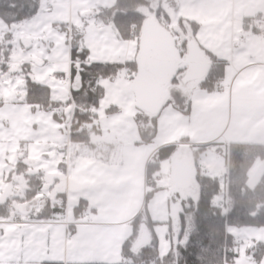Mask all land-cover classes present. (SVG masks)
<instances>
[{"label": "crops", "instance_id": "crops-1", "mask_svg": "<svg viewBox=\"0 0 264 264\" xmlns=\"http://www.w3.org/2000/svg\"><path fill=\"white\" fill-rule=\"evenodd\" d=\"M176 1L182 14L190 11L197 16L190 18L201 23L199 30L205 23H211L212 31H203L201 40L198 30L196 42L213 53L218 64H225L224 80L229 85L224 94L202 89L199 83L192 90L184 86L191 112L180 113L190 124V130L199 136L194 143L190 136L185 141L181 138L160 141L159 129L153 142L142 141L137 121L142 110L131 82L132 67L127 65L136 56L137 42L122 37L114 21H104L95 14L101 7L113 6L116 0H53L52 5L48 4L49 0H42L41 10L28 20L10 26L0 18V55L4 41L12 48L6 63L7 77L0 78V200L10 202L9 207L14 210L10 218L19 219L18 223L10 221L12 224L7 225L3 222L9 221L0 218V226L5 225L0 227V249L3 247L5 254L14 253L17 244L29 234L34 242L28 254L36 259L45 249L35 250V240L45 235L50 240L49 249L35 264L117 263L124 241L133 232L130 223L145 204L149 186L147 165L162 147L174 145L176 153L180 147L197 146V151L200 146L216 143L222 135L227 145L264 144V35L256 23L260 16L264 19V0H226L230 15L225 17L221 15L223 0ZM61 25L67 26L68 31L62 30ZM6 35L10 36L7 40ZM74 37L78 38L80 47L89 51V62L124 66L116 78L99 81L104 96L96 109L100 130L92 133L93 145L72 142L70 134L66 136L61 130L58 135L57 122L51 113H35L33 104L26 102L29 79L26 82L25 78L29 72L36 81L50 88L53 100H72L71 79L60 82L58 77L70 78ZM231 93H239L241 106L233 107L232 111L205 109ZM13 99L15 102H7ZM6 109L10 113L14 109L24 113L23 121L30 124L26 127L29 135L14 132ZM235 114L233 124L230 118ZM67 152L71 154L68 181L64 163L56 158L57 154L64 157ZM21 159L31 164L32 174L40 172L43 177L41 192L32 200H24L27 178L12 173ZM201 161L199 157V166ZM188 164L192 173L191 163ZM193 165L197 173L198 168ZM58 183H66L65 188H58ZM47 201L51 204L43 207ZM82 203L84 208L78 213ZM42 209L43 215L51 213V217L39 218ZM22 216L28 220H22ZM151 216L157 221L153 213ZM63 218H67L69 226L62 222ZM63 241L65 251L56 255L53 247ZM110 253L113 262L80 261L91 255L108 258Z\"/></svg>", "mask_w": 264, "mask_h": 264}, {"label": "trees", "instance_id": "trees-1", "mask_svg": "<svg viewBox=\"0 0 264 264\" xmlns=\"http://www.w3.org/2000/svg\"><path fill=\"white\" fill-rule=\"evenodd\" d=\"M154 3L157 5L154 6ZM161 3L162 0H116L113 6L101 7L95 14L104 21H114L122 37L136 40L137 52L142 27L149 21H157L174 34L177 48L183 59H186L188 44L191 41H196L195 37L200 28V23L182 17L175 28H172L170 15ZM41 7L42 0H0V18L8 25L13 26L34 17L41 10ZM61 29L68 31V27L65 25H61ZM132 31L133 35L131 34ZM7 37L10 36L6 35V40ZM198 46L211 63L206 76L197 81H200L199 84L202 89L215 92L221 87V83L225 79L226 66L223 63L218 64L219 60L213 53L199 44ZM11 51L10 43L4 41L1 47L2 60H9ZM71 58L74 61L70 71L72 100H53L50 88L36 81L31 75L26 85L28 88L26 102L33 105L43 104L47 109L57 107L63 111L72 106L73 110L70 113V115L72 114L71 141L93 145L92 133H97L100 130L96 109L100 99L104 96V89L100 86L99 81L104 78H116L124 66L115 63L89 62V51L78 45L77 37H74ZM128 64L133 70L131 82L134 83L137 73L136 56ZM0 68L7 69L4 65H0ZM185 72L186 69H182L168 87L167 99L160 112L151 114L141 109L142 113L138 115L137 121L144 143L153 142L157 136L158 118L165 107L171 106L175 110L184 111L187 114L191 112V101L184 90V86L188 84L184 81ZM217 144H206L197 149V158L194 163L198 168L197 180L200 183L199 201L195 206L185 207L184 211L180 213V229L177 233V239L171 237V247L166 255H160L158 237L151 230L152 224L158 222L152 218L148 203L159 190L156 186L162 161L172 156L173 150L176 148L174 145L162 147L147 165L148 184H154L155 187L146 192L144 207L130 223L133 232L123 243V261L83 264L233 263L238 241L231 235L230 228L264 227V171L256 185L250 186L249 184L252 168L256 162L264 160V144L235 142L224 148H217L218 152L224 153L227 158L226 186L223 185L219 177L205 175L198 162L199 157L210 145ZM30 169L31 164L21 159L12 171V173L15 171L24 175L28 180L24 200L36 198L43 185L42 174L40 172L32 174ZM216 196L223 197L218 205L215 204ZM83 203L77 208L78 213L84 208ZM9 204L10 202L4 203L0 200V218L7 219L12 216L14 210L9 207ZM50 204L51 202L47 201L43 207ZM43 212V209L39 212V218L48 219L52 215L50 213L45 216ZM143 228L149 231L150 242L141 249L134 250V245ZM247 253L249 256H256L254 260L258 264H264V241L253 248H248ZM51 264H63V262H52Z\"/></svg>", "mask_w": 264, "mask_h": 264}, {"label": "rangeland", "instance_id": "rangeland-1", "mask_svg": "<svg viewBox=\"0 0 264 264\" xmlns=\"http://www.w3.org/2000/svg\"><path fill=\"white\" fill-rule=\"evenodd\" d=\"M173 3H175V5ZM161 4H162V7L166 11H168L170 15V19H171L170 26L172 28H175V26L178 24V22L180 21L182 17L190 21L193 20L190 17H197L191 14L190 11H187L185 14H182L183 13L182 10H179V7H178L179 1L162 0ZM156 5L157 3L156 4L154 3V6ZM74 14H75L74 16L76 17V13ZM221 15L223 17L230 15L228 2L226 0H223V3L221 5ZM205 30L212 31L211 23L209 22L205 23V27L203 25V27L199 30L198 36L200 37H198V40H201L202 32ZM65 40H67V38ZM30 76H31V72L26 73V78H25L26 82ZM22 79H23V74L21 76V80ZM189 83L190 84H187L188 86L187 85L186 86L187 88L192 90L198 86V83H200V81L194 80ZM227 88H229V85L227 84L226 80H224L221 83V87L218 90H216V93L224 94L227 91ZM243 94L246 95V91H243ZM217 97L218 96H216L215 99H217ZM238 101H239V93H234V94L231 93L229 97H224L221 102L216 104L215 105L216 108H214L215 106H211L205 109L217 112L219 109L224 108L226 110L231 109L232 111L233 107L237 105H240V106L242 105ZM7 102H15V100L14 99L12 101L8 100ZM20 103L24 104V101L20 100ZM33 107L35 108L37 107L35 113H38L40 108H43L45 112H48V113L43 112L46 115L51 113L50 116L57 122L56 133L59 135V130H61L63 134L68 136V133L65 128L66 126L65 121H61L56 114L50 112V109H47L43 104L33 105ZM169 108H171V106L165 107L162 111V115H160L158 118V129L160 133L159 140L160 141H164L166 139L178 140L179 138H181L182 140H189L188 136H190L192 139L191 141H193L194 143L197 139H199L197 132L190 130V126H189L190 124L187 122V119L181 114L183 113L187 115V113L184 111H179V110L178 112L172 109L168 111ZM6 110H7L6 115L8 119L10 120V122H12L11 124L12 127L16 129L14 132H18V133L23 132L25 137L26 135H29L30 133L29 128H26V127L27 125L29 126L30 124L27 123L26 121H23L24 113H20L18 111L19 109L18 110L14 109L11 113L8 111L10 109H6ZM199 110L201 112L203 111L202 108H200ZM60 111L63 112L62 109H60ZM40 113L41 112H39V114ZM46 115L44 116V119L47 121ZM230 121L233 122V124L236 122V114L233 117L231 116ZM5 135L8 138H11L8 134H5ZM223 136L224 135L219 137V140L216 142L218 143L217 145L209 146L206 149V151L200 156V158H202V161H201L202 165L200 164V168L202 169V172L205 175H210V176L215 175L216 177H219L223 185L226 186L225 177H226V172L228 169L227 158L224 153L218 152L217 150L218 147L224 148L225 146H227L226 138H222ZM155 138H157V136ZM196 148L197 146L180 147L178 148L176 153L174 152L172 154V156L169 159L163 161V165H162L161 172H160V179L157 180V186H156L157 188H159V193L153 196V198L148 203V209L151 211V213H153L155 219H157V221L155 222H158L156 224H152L151 230L158 237L159 250H160L161 256H164L168 253L171 247V237L173 239H177V233L180 229V221H179L180 213L184 211L185 207H189L193 205L195 206L199 201L200 183L197 180V173L193 165L194 160L197 158L196 155L198 153L196 151ZM182 161H186V162L188 161V163H191L192 176H191V181L188 184H180L176 178L178 164ZM263 171H264V160L262 161L260 160L256 162V164L254 165V167L252 168L250 172V178H249L250 186H254L258 183V181L260 180L262 176ZM69 177H70V172H68V174L66 175V181H68ZM65 185L66 183L57 184L58 188H61V189H64ZM154 187H155L154 184H151L147 187V190L151 191L154 189ZM222 199H223L222 196H216L215 204L218 205ZM155 210L157 212H155ZM2 219L4 221H9V222H3V224H7V225L12 224L10 223V221L13 218H7V219L2 218ZM21 219L25 221L28 220L25 216H22ZM20 225H17V227L20 228L19 227ZM3 226H0V227L3 228ZM71 229H70V232H71ZM230 233L238 241V245L235 249L236 256H235L234 262L230 264H258L254 260L256 256H253V255L249 256L247 251H248V248L250 247L253 248L259 243L264 241V227L262 228H257L253 226H246L242 228L231 227ZM71 235L72 234L69 233V236ZM49 241H50L49 237L45 235H40L39 237H37V239L35 240V244H36L35 250L37 248H40L41 250L45 249V251L39 253L36 256V259H34L35 257L33 258L28 254L31 245H33V242H34V239L32 237H29V234H28V237L25 236V238L22 239V243L17 244L16 250L18 249V251L16 255H15L16 250L14 253L5 254L4 248L2 247L0 249V255H1L0 264H35L37 260L42 259V257L45 255V253L49 249V245L47 244L49 243ZM65 246L66 245L64 244V241L62 243L56 244L53 247L54 251H56L54 253L56 255L57 253L63 255L62 253H64L65 251ZM21 247L23 250L21 249ZM8 248H10V246ZM111 254L112 253H110L108 258H104V259H100L98 255L96 256L91 255L88 258H84L85 260H80V261H94V260L95 261H112ZM58 261H61V260H58ZM115 261H119V262L123 261L122 255H120V258ZM71 264H75V263H71Z\"/></svg>", "mask_w": 264, "mask_h": 264}, {"label": "water", "instance_id": "water-1", "mask_svg": "<svg viewBox=\"0 0 264 264\" xmlns=\"http://www.w3.org/2000/svg\"><path fill=\"white\" fill-rule=\"evenodd\" d=\"M136 63L133 86L138 105L151 114H157L166 102L168 87L182 69H186L184 81H194L206 76L211 62L196 41L188 44V55L183 59L174 34L157 21H149L141 29ZM72 110V106L65 110L67 119ZM191 176L190 165L185 161L180 162L177 167L178 182L188 184ZM149 242V231L143 229L134 250L141 249Z\"/></svg>", "mask_w": 264, "mask_h": 264}, {"label": "built area", "instance_id": "built-area-1", "mask_svg": "<svg viewBox=\"0 0 264 264\" xmlns=\"http://www.w3.org/2000/svg\"><path fill=\"white\" fill-rule=\"evenodd\" d=\"M52 1L53 0H49L48 4L49 5H52ZM165 22H166V20H165ZM256 23H257L258 27L260 28L262 34L264 35V19L260 16V18L257 19ZM133 29H134V27H133ZM6 63H7L6 61L0 60V65H8ZM6 76H7V73H6L5 69L0 68V78H6ZM51 77H54V76H51ZM58 80L60 82H68L70 80V78H68V77H66L64 75H60L58 77ZM39 112L42 113V112H45V110L43 108H40L39 109ZM50 112L56 114L61 121H65V124H66L65 128H66L67 133L69 134L70 133V128H71L72 118L70 117L69 119H67V117L64 114V111L61 112L60 109L57 108V107H54V108L50 109ZM70 155L71 154L69 152H67L66 156H64V157L61 154H57V156H56V158L59 161H62L65 164L67 173L69 172V168L71 166V158H70ZM11 221L12 222H15V223H18L19 222V219L16 218V217H14V219L11 220ZM62 222L64 224H66L67 226L70 225V223L68 222L67 218H63L62 219Z\"/></svg>", "mask_w": 264, "mask_h": 264}]
</instances>
